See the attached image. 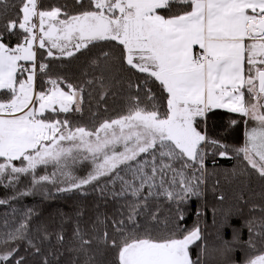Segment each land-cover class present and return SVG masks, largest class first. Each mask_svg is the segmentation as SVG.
<instances>
[{"label":"snow or ice","instance_id":"6c2138e0","mask_svg":"<svg viewBox=\"0 0 264 264\" xmlns=\"http://www.w3.org/2000/svg\"><path fill=\"white\" fill-rule=\"evenodd\" d=\"M3 3L0 16L7 13V0ZM75 4L78 10L69 12L67 6L42 8L40 0H19L18 14L2 25L0 184L15 186L24 174L31 175L33 187L54 181L56 171L36 174L40 166L50 164L68 183L57 191L81 189L105 178V187L111 184L113 195L124 197L125 203L116 218L97 217L104 230L94 228L95 236L85 238L80 227L75 228L76 251L88 256L86 264L95 260L90 254L94 243L97 249L114 251L112 264H202L201 256L193 258L191 252L202 240L201 229L181 227L184 217L179 206L201 195L207 175L206 146L219 148L220 157L229 155L230 146L209 140L199 120L213 109H227L254 122L247 127L245 121L244 143L231 151L264 178V0H88L87 4L75 0ZM17 31L19 42L10 46L5 37ZM106 42L115 47H98ZM38 50H46L52 59L85 55L99 75L78 84L69 82L50 64L38 63ZM117 67L145 74L139 83L129 80L128 88L143 92L150 106H141L139 95L130 97L126 114L104 120L94 130L73 129L70 120L49 117L81 112L86 87L98 85L103 100ZM38 72L48 85L39 91ZM150 83L162 90L161 102H156ZM78 159L93 163L86 177L68 171ZM160 196L175 202V218L162 221L159 206L153 210L150 201ZM7 202L0 199V205ZM30 214L29 209L25 222L0 234L4 248L0 262L24 264V257L17 258V241L40 252L27 237ZM229 220L225 213L221 227L227 228ZM245 226L247 241L241 243L238 234L232 241H222L230 264H236L229 255L233 245L256 251L254 237L264 240V231H254L252 220ZM204 251L201 248V255ZM241 264H264V247L257 254H246Z\"/></svg>","mask_w":264,"mask_h":264},{"label":"trees","instance_id":"16d2710c","mask_svg":"<svg viewBox=\"0 0 264 264\" xmlns=\"http://www.w3.org/2000/svg\"><path fill=\"white\" fill-rule=\"evenodd\" d=\"M88 0H84L87 4ZM42 8L51 6H67L69 12L78 10L75 0H40ZM7 13L0 16V31L2 25L7 23L9 18H15L18 14L17 8L19 0H7ZM17 5V7H12ZM5 5L0 0V11ZM17 35H6L5 42L14 46L19 42ZM98 47L108 50L115 47L114 42L103 43ZM97 49H93L95 52ZM44 51V50H43ZM39 54V53H38ZM38 61L51 65V70L62 77H66L69 82L74 84L82 83L92 79L93 75H99V70L89 67L85 55L77 54L75 58L52 59L46 54L37 55ZM114 79L108 81V95L101 100V89L98 85L86 87L81 112L72 111L68 114H60L58 117L50 118L68 119L71 121L73 129L83 126L86 129L94 130L99 123L104 120H111L120 115L126 114L130 97L139 95L141 106H150L143 92H137L135 88L129 89L128 83H139L145 79V74L135 73L134 70L117 67L113 69ZM46 77L37 74V91L48 87L42 81ZM153 93L156 94L157 101L163 98L162 90L158 84H149ZM67 90V89H65ZM91 93V95H89ZM2 95V93H0ZM236 121L235 124L232 122ZM246 118L241 114L231 113L222 109H213L205 117L199 120V127L209 140L215 139L223 144L230 146L229 155L220 157L219 148L212 145L206 146V169L207 175L205 183L201 186V195L193 196L185 203L180 204V212L184 219L181 227L191 229L199 226L201 229L202 240L192 246L193 258L201 256L202 264H230L229 259L224 254L222 241H232L233 236L238 234L241 243L249 238L246 221L252 220L254 231H264L261 221L264 220V178L259 175L243 161L242 155L237 156L231 147H240L244 143ZM246 169V170H245ZM44 172H39L42 175ZM47 173V172H45ZM80 175V178L86 177ZM106 185V179L102 178L98 183L87 185L81 189L70 191H57L58 186L51 187L45 183H40L35 187L29 181H20L15 187L6 188L4 183L0 184V199L8 202L0 205V234L10 231L25 222L27 216L28 232L27 237L31 239L36 247L40 249L36 253L26 241H17L19 245L18 255L24 257V264H44L45 257L48 264H86L88 256L76 251L79 240L74 236L77 225L85 234V238L97 235L94 228L102 232L104 225L97 223V217L109 221L116 218V214L121 210V205L125 203L124 197L113 195L112 185ZM29 188L26 195L22 194L24 188ZM61 188V187H59ZM101 188L105 190L102 192ZM115 191L119 190L117 183ZM223 197L221 200L220 197ZM130 199V197H128ZM150 204L155 210L159 206L160 219L176 216V204L163 196L152 199ZM225 213L230 214L229 226L221 227ZM162 228L163 225H160ZM108 231H112L111 223H108ZM62 234L63 241L58 240V235ZM256 251L248 249L246 246L233 245L234 251L229 255L236 264H241L245 255L257 254L258 250L264 247V240L254 237ZM9 244L8 247H15ZM201 248L204 254L201 255ZM0 246V251H3ZM95 260L92 264H112L115 253L111 249L105 250L103 247L97 249L94 243L92 253ZM6 264V262H0Z\"/></svg>","mask_w":264,"mask_h":264},{"label":"rangeland","instance_id":"374dc122","mask_svg":"<svg viewBox=\"0 0 264 264\" xmlns=\"http://www.w3.org/2000/svg\"><path fill=\"white\" fill-rule=\"evenodd\" d=\"M38 53L40 55H44V54H46V50H44V51L43 50H38ZM38 53H37V55H39ZM38 62H40V61H38ZM16 163H17V165H19L18 161ZM92 168H93V163H92L91 159H88V160L78 159L76 161V163H74V164H72L70 166L68 171H70L73 176L80 177V175L88 174L92 170ZM53 171L57 172V175L54 178V181H47V182H41V183H45L47 185H50L51 187H53V186H58V188L59 187H61V188L68 187V183L67 182H62V181H66V178L64 176H61L59 170L57 168H55L53 165H51V164L48 165L47 167L40 166L37 169V173L36 174H37V176H39V172H44V173H42V175H45V174L51 175V173ZM45 172H47V173H45ZM31 179L32 178H31L30 174H24V175H21V177H20V181H23V182L24 181L31 182ZM15 186L8 185L7 181L4 182V187H6V188H12V187H15ZM86 186H83V187H86ZM29 188L32 189V187H30V186L28 188H24L23 193H25V192L27 193Z\"/></svg>","mask_w":264,"mask_h":264},{"label":"crops","instance_id":"0c3cea01","mask_svg":"<svg viewBox=\"0 0 264 264\" xmlns=\"http://www.w3.org/2000/svg\"><path fill=\"white\" fill-rule=\"evenodd\" d=\"M222 110L228 111L227 109H222ZM228 112H230V111H228ZM231 113H232V112H231ZM237 114H238V113H237ZM245 118H246V120H248V118H247V117H245ZM253 124H254V122H252V121L248 120L247 127H252V126H253Z\"/></svg>","mask_w":264,"mask_h":264},{"label":"built area","instance_id":"2783aa9c","mask_svg":"<svg viewBox=\"0 0 264 264\" xmlns=\"http://www.w3.org/2000/svg\"><path fill=\"white\" fill-rule=\"evenodd\" d=\"M39 63V62H38Z\"/></svg>","mask_w":264,"mask_h":264}]
</instances>
